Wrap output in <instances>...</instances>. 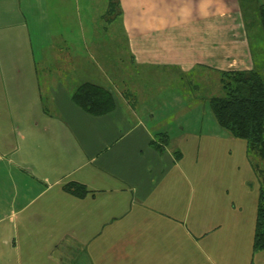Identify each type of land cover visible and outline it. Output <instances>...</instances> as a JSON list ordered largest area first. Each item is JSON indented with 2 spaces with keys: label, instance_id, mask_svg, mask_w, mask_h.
Masks as SVG:
<instances>
[{
  "label": "crops",
  "instance_id": "1",
  "mask_svg": "<svg viewBox=\"0 0 264 264\" xmlns=\"http://www.w3.org/2000/svg\"><path fill=\"white\" fill-rule=\"evenodd\" d=\"M67 1L65 16L73 18L81 0H0V264H180L192 256L180 241L196 237L176 232L171 211L183 169L173 153L191 135L235 138L212 119L203 123L182 92L157 96L137 81L191 80L193 73L206 81L211 72L252 69L240 0H109L123 43L106 40L109 29L93 24L89 6L87 24L76 14L70 29L51 27ZM258 6L244 5L256 18ZM112 45L123 49L119 63ZM82 82L107 89L114 109L93 116L75 105L70 94ZM161 141V150L153 146ZM244 145L259 195L264 161ZM71 182L87 193L67 192ZM235 237L223 233L212 255L201 251V264H255L249 243L230 249ZM256 262L264 264V249Z\"/></svg>",
  "mask_w": 264,
  "mask_h": 264
},
{
  "label": "rangeland",
  "instance_id": "2",
  "mask_svg": "<svg viewBox=\"0 0 264 264\" xmlns=\"http://www.w3.org/2000/svg\"><path fill=\"white\" fill-rule=\"evenodd\" d=\"M252 1L240 0V11L244 15L242 23H245L247 27L254 54V64L261 65L264 63V35L260 34L258 30L257 32L254 31L258 29L256 17L252 16L254 12H251V8L246 9L244 7V5H247V8L250 6L256 7V5H259L258 1L261 0H255L256 4ZM65 4L68 8L63 9L64 16L58 18L59 23L55 26L51 24V27L63 28V30L70 29L71 25L75 26L78 24L75 17L76 14L80 18L79 25L82 26L84 22L87 24L82 9L84 7L88 9L87 6H89L90 17L92 18L93 16L91 15H94V23H92L96 26H106L107 30L109 29L106 32V40L108 39L115 43L124 42L120 32L121 25L118 7L115 5L110 7L109 0H106V2L101 0L79 1L81 9L79 8L77 12H73V18L65 16L66 10L70 9L71 2L67 1ZM99 15L103 16L99 17ZM106 18L107 22H105ZM109 18L111 24L108 22ZM91 21L92 19L90 23ZM108 25L111 26V31ZM76 30L78 31L77 27ZM100 31L99 39H102L104 37L102 28H100ZM76 33L78 34V32ZM62 34L64 37H68L67 32ZM54 37L51 38V41L53 39L54 42H57L61 36L58 39ZM77 42L80 43L79 40ZM111 51L113 53L116 52L114 59L119 63V58L117 59L116 57H119L118 53L122 52L123 49L119 47L115 48L112 45ZM63 52L64 50L61 51V53ZM36 55L38 59V72L40 77L43 78L44 60L40 59L41 54L39 55L38 52ZM44 58L49 61L52 59L51 55L48 54ZM132 72L135 73V70L133 69ZM136 75L133 74L130 78L136 79ZM144 76L143 72L139 73L137 79L141 80ZM174 79L162 78L156 82H137L141 85L145 83L151 84L153 86L152 89H154L153 93L157 96L165 92L172 93L175 90L182 92V99L188 104L193 113L197 112V115L205 117V119L203 118V123L210 119L216 122L208 106V101L203 98L206 97V89H210L212 93L218 94L220 92L218 74L211 72L210 77L206 81H202L201 79L195 81L193 77L189 80L188 75ZM203 135H191V141L178 146L180 150H175L176 152L174 151L173 153L175 159L180 161L181 168L183 169V176L181 177L183 180L177 179L178 182L173 195L177 201V207L171 211L176 219V232L187 233L188 235L192 234L196 237L195 239L192 237V242L187 240V238L185 241L184 239L180 241V245H182L181 249L192 251L191 257H179L178 261L180 264H201L203 260L201 251L208 252L209 256L212 255V249L216 248L217 241L223 233L236 236L231 241V244L229 243L231 245L230 249H244L247 243H249V248L253 249L250 245L253 244L251 240L254 234V211L251 207V202L253 197L256 199L258 197V181L254 173V165L250 162L248 154L245 151L244 140L234 137L235 139L233 140L235 141L233 143L224 139L213 141L210 136L205 137ZM258 168L263 169V166H258ZM205 231L206 233L208 232L207 237H204L205 235L202 234L199 235V233ZM251 251H255L253 254L254 262L258 264L256 260L261 250ZM207 264H210V262H207ZM240 264H242V261Z\"/></svg>",
  "mask_w": 264,
  "mask_h": 264
},
{
  "label": "trees",
  "instance_id": "3",
  "mask_svg": "<svg viewBox=\"0 0 264 264\" xmlns=\"http://www.w3.org/2000/svg\"><path fill=\"white\" fill-rule=\"evenodd\" d=\"M256 21L258 32L264 35V5L258 6ZM203 69L199 72L204 71ZM217 74L220 92L212 93L205 88L206 97L203 99L208 101L218 126L233 137L244 140L248 151L264 161V63L254 64L252 69L246 71H219ZM70 99L93 116L105 115L115 106L112 94L91 82L78 84L71 92ZM163 137L166 136L159 135V138ZM165 145L166 141L164 144L161 141L160 146L153 143L159 150ZM64 189L79 197L87 193L83 185L75 182L64 185ZM252 248L264 249V188L260 189L258 195Z\"/></svg>",
  "mask_w": 264,
  "mask_h": 264
}]
</instances>
